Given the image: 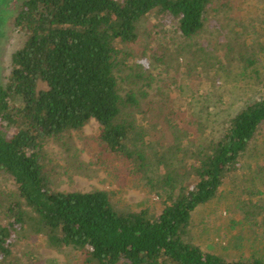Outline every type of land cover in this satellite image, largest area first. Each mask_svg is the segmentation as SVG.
<instances>
[{"label":"trees","instance_id":"1","mask_svg":"<svg viewBox=\"0 0 264 264\" xmlns=\"http://www.w3.org/2000/svg\"><path fill=\"white\" fill-rule=\"evenodd\" d=\"M235 5L240 9L233 0L23 1L15 26L24 41L0 85V177L16 185V191L0 190L6 219L0 264H38L34 252H14L32 235L80 254L83 264H264L263 257L229 260L206 251L192 235L193 212L232 182L240 214L233 224L264 240V163L250 164L264 135V88L208 130L205 121L195 123L194 107L185 119L175 117L170 94L153 88L157 76L130 54L140 48L141 20L153 16L169 46L155 53L157 59L175 67L184 57L188 73L221 77L237 46L246 48L257 37L264 49V30L252 14L231 26L222 20ZM191 89L197 91L188 93L191 99L214 106L226 91ZM91 119L98 122V162L114 163L109 167L117 168L120 186L126 176L119 175L125 169L119 164L131 163L161 199L159 213L119 210L102 189H52L47 141L66 145Z\"/></svg>","mask_w":264,"mask_h":264},{"label":"rangeland","instance_id":"2","mask_svg":"<svg viewBox=\"0 0 264 264\" xmlns=\"http://www.w3.org/2000/svg\"><path fill=\"white\" fill-rule=\"evenodd\" d=\"M23 1L0 0V85L5 84L12 53L21 47L24 41L22 32L15 26V17ZM233 1L234 4L240 3V9L238 5H235V9H227L226 16L222 17L227 25L231 26L242 17L252 14L264 30V5L260 1ZM156 25L158 22L155 17H143L140 24L141 30L144 29L140 48H133L130 53L131 61L154 72L157 78L153 88L162 89L164 96L170 94L169 102L178 106L175 111V117L178 119H185L188 109L194 107L195 123L200 125L205 121L206 129L209 130L219 121L234 114L245 101H255L258 92L264 88V49L256 42L257 37H254L256 40L246 48L237 46L228 70L221 72V77L210 80L185 71L184 57L175 63V67H171L169 62L161 57L156 58L155 53L158 54L160 49L162 52L169 50L161 28ZM205 36L210 37L211 32H206ZM260 39L264 40V35ZM191 88H202L198 93L206 91V88H224L226 91L218 106H214L208 102L197 103L196 99H191L188 93L197 92ZM97 135L98 122L91 119L83 128L72 131L69 145H62L60 141H47L45 150L49 162L46 166L51 174L52 189L83 192L102 189L109 193L114 206L119 210L137 212L150 208L156 214L159 213L161 199L145 187L141 175L132 171L131 163L126 166L119 164L125 167L119 175L126 176L125 184L120 186L114 177L117 168L109 167L114 163L109 164L108 168L98 162ZM257 144L259 146L255 154L254 150L252 151V169L256 164L264 163V135L258 138ZM243 170L247 171L246 167L237 171L238 178L242 177ZM0 190L16 191L13 179L0 177ZM238 193L239 190L232 182L226 183L215 199L199 206L193 212V241L202 249L215 252L229 260L251 256L264 258V240L252 235L248 228L233 224L234 220H240V214L234 207ZM5 222L6 219L0 215V224ZM253 230L258 233L255 227ZM262 232L264 231H260ZM27 251L34 252L38 264H83L80 254L49 247L42 235H32L14 246L17 256Z\"/></svg>","mask_w":264,"mask_h":264}]
</instances>
